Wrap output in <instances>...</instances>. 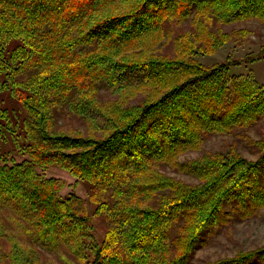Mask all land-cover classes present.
I'll return each instance as SVG.
<instances>
[{
  "label": "trees",
  "instance_id": "16d2710c",
  "mask_svg": "<svg viewBox=\"0 0 264 264\" xmlns=\"http://www.w3.org/2000/svg\"><path fill=\"white\" fill-rule=\"evenodd\" d=\"M253 20L264 24V0H0V241L13 246L0 243V263L39 264L60 243L78 264H189L213 230L255 217L264 83L232 68L264 45L244 62L199 60L247 43L235 27ZM230 134L258 158L236 142L203 150ZM51 167L90 186L91 211ZM8 212L30 246L7 230Z\"/></svg>",
  "mask_w": 264,
  "mask_h": 264
},
{
  "label": "rangeland",
  "instance_id": "374dc122",
  "mask_svg": "<svg viewBox=\"0 0 264 264\" xmlns=\"http://www.w3.org/2000/svg\"><path fill=\"white\" fill-rule=\"evenodd\" d=\"M236 29H246L250 31V37L248 42L241 46H236L234 43H230L223 48L216 51L214 55L200 57L199 60L207 65L217 64L225 61L228 57L233 59L245 58L248 54L257 57L260 53V49L264 45V24L257 20L248 21L236 24ZM244 62V61H242ZM233 72L249 75L257 80L260 84L264 83V54L261 59H257L250 63H243L241 66L233 67ZM63 122V123H62ZM64 128L71 129L72 132H77V126L72 124V120L60 121ZM72 126H75L74 128ZM83 123H80L78 128L82 129ZM251 136L256 139L259 137V131L257 128L251 129ZM237 135H216L208 141L203 150L204 151H224L227 149L228 144L236 142L238 144V150L240 153L250 160H256L258 153L256 148L249 146L248 142ZM201 155L200 152H191L181 157L182 161L198 158ZM46 176L57 177L65 182V187L62 191L63 195L74 193L79 196L84 205L82 210L89 212L92 207L89 205V188L87 184H77L75 180L70 177L69 174L62 171L57 167H51L46 170ZM179 178L186 181H193L187 176H179ZM5 224L9 231L15 232L16 239L28 246L31 244V236L21 227L19 230L18 223L15 220L16 216L12 212L6 213ZM22 231V232H21ZM25 232V233H24ZM207 245L199 249L189 264H215L225 259L234 258L241 252H264V208L260 210L255 217L250 219L235 221L231 224H227L225 227L217 228L211 232L207 237ZM2 245L3 253L6 254L12 249V243L7 239L0 241ZM49 248L42 249L38 252L39 264H78L76 259L73 258L72 253L60 243L57 245L50 244ZM0 264H7L2 262ZM248 264H264V256L259 259H255Z\"/></svg>",
  "mask_w": 264,
  "mask_h": 264
}]
</instances>
